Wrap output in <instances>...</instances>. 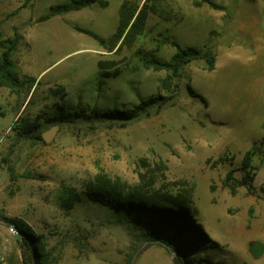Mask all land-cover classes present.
I'll return each mask as SVG.
<instances>
[{
	"label": "rangeland",
	"instance_id": "rangeland-1",
	"mask_svg": "<svg viewBox=\"0 0 264 264\" xmlns=\"http://www.w3.org/2000/svg\"><path fill=\"white\" fill-rule=\"evenodd\" d=\"M77 1L0 0V28L18 39L20 73L19 86L0 87V216L41 235L49 264H173L165 246L144 241L134 214L86 198L69 210L60 205L64 187L84 191L102 173L131 190L188 196L212 242L195 264H264V250H250L253 240L264 244V0H213L222 8L149 0L142 32L112 48L124 0L61 11ZM172 41L211 48L214 68L198 57L166 85L168 71L146 66L139 51L167 61ZM152 95L167 100L130 120L91 115ZM58 107L66 118L82 115L47 120ZM18 122L36 123V134L21 135ZM250 150L255 188L233 194L224 178L231 168L242 175ZM2 221L0 245L19 262L21 245Z\"/></svg>",
	"mask_w": 264,
	"mask_h": 264
},
{
	"label": "trees",
	"instance_id": "trees-1",
	"mask_svg": "<svg viewBox=\"0 0 264 264\" xmlns=\"http://www.w3.org/2000/svg\"><path fill=\"white\" fill-rule=\"evenodd\" d=\"M149 0H145L142 5L134 3L131 0H124L119 11V24L115 32L108 39L111 46L119 44L121 47L127 41H132L136 35L140 34L148 17ZM98 3L101 6H108V0H80L72 5L61 8V11L78 10L84 7ZM207 3L215 8H222L213 0H195L196 5ZM151 8V7H150ZM80 31L93 35L102 44H106L105 38L98 37L90 30L77 27ZM164 42H169L165 39ZM176 47V52L170 60H162L153 53L140 50L139 54L144 64L156 69H166V85L171 86L173 80L181 75L182 69L192 60L201 57L206 62V68L211 70L216 63V57L211 48L206 47L203 50L195 46L182 47L178 42L172 41ZM0 47L3 52L0 56V87L9 86L16 88L20 84V73L13 61V53L17 50V37H5L0 28ZM99 67H109L110 61H99ZM35 83V81H34ZM33 83V84H34ZM190 92L194 96L199 93L190 86ZM161 97L152 95L142 99L138 104L129 109H110L103 112L95 108L91 110V115L109 116L110 118L130 120L147 113L148 108L158 104L159 106L166 102ZM58 107L54 115L47 120H71L82 115L80 111L73 113V116L67 117ZM70 118V119H69ZM20 122V121H19ZM17 123L15 129L21 135L34 136L38 125L34 122H28L26 125ZM38 138L42 139L41 136ZM237 169L231 168L225 178L224 185L235 194L239 188L244 186L249 190L255 188L254 180L256 176V165L253 163V151H248L244 156L240 170L242 175L235 174ZM86 198L108 206L111 209L123 211L124 214H134V224L142 229L144 241L161 239L166 241L177 254L173 257V264H195L194 258L202 247L212 244L206 231L195 218L191 199L183 194L175 195L172 192L156 191L148 193L141 189H129L118 180H112L108 176L100 173L96 179L87 184L86 190L79 191L73 187H64L59 197L60 205L64 209H72L77 203ZM0 219L7 223H14L24 233L22 239L16 241L21 245L23 264H49L48 254L44 252L42 236L22 219L0 216ZM153 242H149L151 244ZM160 245H163L159 243ZM165 246V245H163ZM166 247V246H165ZM167 248V247H166ZM168 249V248H167ZM250 250L254 255H259L264 250V244L261 241H251ZM202 262L208 261L206 258L200 259Z\"/></svg>",
	"mask_w": 264,
	"mask_h": 264
},
{
	"label": "water",
	"instance_id": "water-1",
	"mask_svg": "<svg viewBox=\"0 0 264 264\" xmlns=\"http://www.w3.org/2000/svg\"><path fill=\"white\" fill-rule=\"evenodd\" d=\"M44 137L46 139H49V137H48L47 134H45ZM2 222L5 223V224H9L11 226V229H12V231L14 233V237L16 239H22L24 237V233L18 228V226L16 224H14V223H7L5 221H2ZM147 242L161 243V244L165 245L168 248L170 254L172 255V258L177 254V252L166 241H164V240L155 239V240H147Z\"/></svg>",
	"mask_w": 264,
	"mask_h": 264
},
{
	"label": "crops",
	"instance_id": "crops-1",
	"mask_svg": "<svg viewBox=\"0 0 264 264\" xmlns=\"http://www.w3.org/2000/svg\"><path fill=\"white\" fill-rule=\"evenodd\" d=\"M9 256H10V253H8L7 256H6V263L5 264H9V262H10V264H23V262H22V255H20L19 262H15V261L13 262V261H11V259L9 258ZM81 258H84V257H81ZM92 258L93 257L90 256V257H85L84 259H92Z\"/></svg>",
	"mask_w": 264,
	"mask_h": 264
},
{
	"label": "built area",
	"instance_id": "built-area-1",
	"mask_svg": "<svg viewBox=\"0 0 264 264\" xmlns=\"http://www.w3.org/2000/svg\"><path fill=\"white\" fill-rule=\"evenodd\" d=\"M0 261L5 264L6 263V253L3 247L0 245Z\"/></svg>",
	"mask_w": 264,
	"mask_h": 264
}]
</instances>
